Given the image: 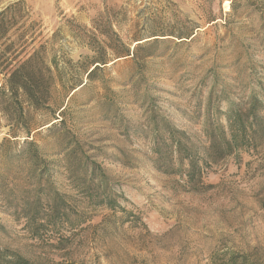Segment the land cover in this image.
Returning a JSON list of instances; mask_svg holds the SVG:
<instances>
[{"label": "rangeland", "instance_id": "1", "mask_svg": "<svg viewBox=\"0 0 264 264\" xmlns=\"http://www.w3.org/2000/svg\"><path fill=\"white\" fill-rule=\"evenodd\" d=\"M16 2L0 27V66L36 50L74 75L84 62H108L98 78L115 92V111H106L96 81L65 99L66 119L125 211L89 204L59 172L56 186L85 223L37 236L0 200V244L45 264H212L254 249L264 258V145L204 168L206 187L188 190L155 167L145 127L154 110L202 137L196 109L211 96L226 111L251 92L264 95V0H0V19ZM138 44L134 58L115 59V47ZM50 141L42 140L47 149Z\"/></svg>", "mask_w": 264, "mask_h": 264}, {"label": "trees", "instance_id": "2", "mask_svg": "<svg viewBox=\"0 0 264 264\" xmlns=\"http://www.w3.org/2000/svg\"><path fill=\"white\" fill-rule=\"evenodd\" d=\"M20 4L16 2L3 10L0 27L4 16ZM142 48L138 44L131 51L122 45L115 47L113 54L115 59L134 58ZM107 64L100 58L90 60L74 75L54 60L48 62L36 50L14 66L9 63L0 66V200L17 218L25 219L34 235L49 230L58 232L61 228L73 230L85 223L83 213L72 205L71 197L56 186L55 174L59 172L89 204L125 211L101 165L91 160L95 155L88 154L85 143L67 126L66 119L65 99L72 101L80 91L95 90L96 81L104 90L106 111H115L112 97L115 92L105 79L98 78ZM56 91L63 94L60 101L54 98ZM213 99L209 98L205 111L200 106L196 109L197 119L203 124L202 137L191 136L154 110L149 111L145 124L153 164L167 174L179 175L188 190L206 187L204 168L231 157L240 159L242 153L264 145V95L251 92L242 107L234 109L230 105L226 111L215 108ZM38 114L51 120L46 123L38 120ZM119 123L127 134V123ZM3 127L7 131L1 137ZM44 137L51 139V149L42 142ZM65 239L68 237L60 233L61 248ZM0 264L45 263L0 244ZM212 264H264V258L254 249L251 253L234 252L213 259Z\"/></svg>", "mask_w": 264, "mask_h": 264}]
</instances>
